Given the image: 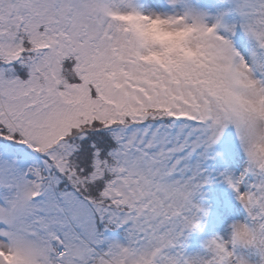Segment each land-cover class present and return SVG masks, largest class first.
Masks as SVG:
<instances>
[{
	"label": "snow or ice",
	"instance_id": "6c2138e0",
	"mask_svg": "<svg viewBox=\"0 0 264 264\" xmlns=\"http://www.w3.org/2000/svg\"><path fill=\"white\" fill-rule=\"evenodd\" d=\"M206 3L0 0V264H264V0Z\"/></svg>",
	"mask_w": 264,
	"mask_h": 264
},
{
	"label": "rangeland",
	"instance_id": "374dc122",
	"mask_svg": "<svg viewBox=\"0 0 264 264\" xmlns=\"http://www.w3.org/2000/svg\"><path fill=\"white\" fill-rule=\"evenodd\" d=\"M219 6V0H207L205 4L206 10L213 14L217 10L212 5ZM152 38L158 42H163L167 45L169 52H174L179 48L180 42L184 37H178L177 34L165 35V34H152ZM150 59L159 60L161 57L152 56ZM223 146H220L217 150H222ZM205 198L201 203L204 207L208 208L209 215L202 223V231L193 233L187 242L186 250L191 254L201 250L202 242L205 239L211 238L215 235H221L227 238V224L232 223L236 219H242L239 215H228L227 211L229 207L238 208V204L235 200L234 194L224 184H212L206 186L203 189ZM199 199V197H197ZM224 218L225 223L219 222L220 218Z\"/></svg>",
	"mask_w": 264,
	"mask_h": 264
},
{
	"label": "clouds",
	"instance_id": "9594fccd",
	"mask_svg": "<svg viewBox=\"0 0 264 264\" xmlns=\"http://www.w3.org/2000/svg\"><path fill=\"white\" fill-rule=\"evenodd\" d=\"M152 34H161L157 31V26H153V33ZM185 34L183 33H178L177 36L178 37H184Z\"/></svg>",
	"mask_w": 264,
	"mask_h": 264
}]
</instances>
